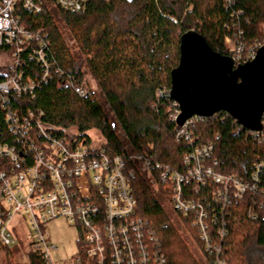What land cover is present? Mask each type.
<instances>
[{
	"label": "trees",
	"instance_id": "1",
	"mask_svg": "<svg viewBox=\"0 0 264 264\" xmlns=\"http://www.w3.org/2000/svg\"><path fill=\"white\" fill-rule=\"evenodd\" d=\"M21 6L19 1L15 9L21 25L28 31L47 34L49 45L44 53L53 67L50 80L33 93L9 97L8 108L28 121L31 117L34 140L40 141L35 126L39 121L47 136L65 139L72 145L83 144L94 158L101 153L110 159L123 158L125 154L113 126L117 124L131 150L149 163L150 176L169 200L174 196V187L163 183L161 175L184 173L185 157L197 148L212 146V156L203 166L222 171L223 165L228 164L225 172L243 182L257 175L258 190L242 199L230 200L222 210L212 201L217 186L203 176V184L193 182L182 191L181 202L202 206L212 233L225 223V264H264V219L250 218L251 211L264 199V133L254 138L227 114L219 113L208 120H194L186 128L190 141L177 142L174 118L180 112L170 96L171 73L179 65L180 40L188 32L200 35L209 49L222 57L229 56L225 43H232L241 50L236 66L251 61L264 46V0H87L78 13L57 9L56 16L75 38L80 60L86 63L98 87V101L92 96L77 95L75 88L82 84L83 77L81 62L70 57L49 15L28 13ZM36 49L32 46L27 55L20 57L25 78L42 75L41 65L33 61ZM0 53L8 54L9 49L3 46ZM54 69H60L62 76L56 75ZM64 81L72 86L61 87ZM103 105L114 122L109 121ZM2 114L0 111V143L21 151L19 143L27 141L7 131ZM91 133L93 136H89ZM24 156L30 166L31 155ZM130 190L136 201V217L155 234L166 263L195 264L169 224L152 187L135 177L130 181ZM18 216L23 219L22 225ZM213 217L215 224L209 222ZM179 219L197 241L193 216L184 218L180 214ZM17 225L22 226L24 237L27 220L22 213L7 225V232L16 243L10 250H0V264H15L14 259L25 249ZM82 242L81 233L78 248ZM29 261L43 264L37 254H30Z\"/></svg>",
	"mask_w": 264,
	"mask_h": 264
},
{
	"label": "built area",
	"instance_id": "2",
	"mask_svg": "<svg viewBox=\"0 0 264 264\" xmlns=\"http://www.w3.org/2000/svg\"><path fill=\"white\" fill-rule=\"evenodd\" d=\"M19 1L28 13L49 15L70 57L81 62L80 74L83 77L82 84L75 88L77 95L100 100L98 87L88 73L86 63L80 60L81 51L75 38L55 13L57 9L81 12L87 0H0V49L3 46L9 49L8 54H3L6 56L5 65L0 66V111L7 131L28 142L19 143L22 152L0 143V250L15 247L16 242L6 228L22 213L27 220V231L23 237L25 249L21 253L24 264H30V254H37L43 264H53L50 252L55 248L46 244L41 229L58 219L77 227L83 236L82 246L71 264H167L155 234L148 229L146 222L136 217V201L130 190V181L136 177L150 185L153 194L160 198L162 211L168 215L169 224L183 241L195 264H225L222 251L225 223L212 233L208 225L209 216L203 207L181 202L180 195L193 182L203 184V176L211 178L217 186L212 193V201L224 210L230 200L242 199L258 190L255 186L257 175L243 182L225 172L228 164L223 165L222 171L207 168L203 162L212 156V146L197 148L190 157L184 158V173L166 172L161 175L163 183L174 187L175 193L170 201L150 176L149 163L131 150L117 124L113 126L125 154L123 158L116 156L110 159L103 153L94 158L83 144L74 142L72 145L65 139L47 136L39 121L35 126L40 141H35L31 117L28 121L8 108L9 97L21 98L33 93L50 80L53 67L44 53L45 46L49 45L47 34L40 30L28 31L21 25V17L15 13ZM225 45L227 58L233 60L236 66L241 50L228 41ZM32 46L37 48L33 52V61L42 67L41 77L35 79L25 78L21 71L23 62L20 57L27 55ZM54 73L62 76L60 69H54ZM65 85L72 86L64 81L61 87ZM103 108L109 121L114 122L115 118L107 107L103 105ZM178 116L174 118L175 123ZM194 120L204 121L193 118L178 128L177 142L181 139L190 141L186 128ZM263 124L264 118L262 132H249L250 135L254 138L262 135ZM26 154L31 155L30 166L24 156ZM191 161L195 165L191 166ZM180 214L184 218H188L189 214L193 216L191 223L196 228L197 241L185 231ZM250 216L252 220L264 219V199L259 201ZM214 219L209 222L215 224Z\"/></svg>",
	"mask_w": 264,
	"mask_h": 264
},
{
	"label": "water",
	"instance_id": "3",
	"mask_svg": "<svg viewBox=\"0 0 264 264\" xmlns=\"http://www.w3.org/2000/svg\"><path fill=\"white\" fill-rule=\"evenodd\" d=\"M180 59L171 73V101L182 128L193 118L208 120L227 114L244 130L261 133L264 118V48L247 64L213 53L204 39L186 33L180 40Z\"/></svg>",
	"mask_w": 264,
	"mask_h": 264
},
{
	"label": "rangeland",
	"instance_id": "4",
	"mask_svg": "<svg viewBox=\"0 0 264 264\" xmlns=\"http://www.w3.org/2000/svg\"><path fill=\"white\" fill-rule=\"evenodd\" d=\"M6 56L0 53V66L3 67L6 63ZM1 74V72H0ZM93 136V133L89 134ZM118 140V139H117ZM17 221L23 223L21 216H18ZM17 231L23 237L22 226L17 225ZM42 234L48 246L55 248L50 252V258L53 264H71L74 256L78 251V242L81 238V232L77 227H73L65 220L58 219L45 226H42ZM23 241V240H22ZM15 264H24L25 259L22 255L14 259Z\"/></svg>",
	"mask_w": 264,
	"mask_h": 264
}]
</instances>
